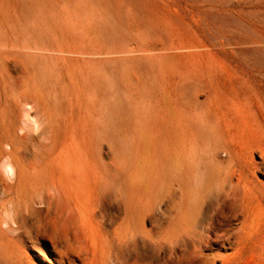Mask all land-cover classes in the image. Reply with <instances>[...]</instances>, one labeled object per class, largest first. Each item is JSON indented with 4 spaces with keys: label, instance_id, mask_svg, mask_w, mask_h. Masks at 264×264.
Masks as SVG:
<instances>
[{
    "label": "rangeland",
    "instance_id": "374dc122",
    "mask_svg": "<svg viewBox=\"0 0 264 264\" xmlns=\"http://www.w3.org/2000/svg\"><path fill=\"white\" fill-rule=\"evenodd\" d=\"M32 1L0 0V264H58L50 237L91 264H264V0ZM229 153L255 215L210 230Z\"/></svg>",
    "mask_w": 264,
    "mask_h": 264
},
{
    "label": "bare ground",
    "instance_id": "6f19581e",
    "mask_svg": "<svg viewBox=\"0 0 264 264\" xmlns=\"http://www.w3.org/2000/svg\"><path fill=\"white\" fill-rule=\"evenodd\" d=\"M18 1V0H17ZM30 1H32V0H30ZM25 2V1H24ZM33 2V1H32ZM27 3V2H26ZM32 5V4H31ZM28 9V8H27ZM31 15V14H30ZM32 17V16H31ZM31 19V18H30ZM32 21V20H31ZM33 23V22H32ZM26 25V24H25ZM44 25V24H43ZM45 25H46V22H45ZM35 26H37L36 24H35ZM57 26V25H56ZM28 27V26H27ZM50 28V27H49ZM60 28V27H59ZM43 30H44V28H42ZM46 29V28H45ZM39 32V31H38ZM43 32V31H42ZM46 32V31H45ZM50 32V31H49ZM59 32V31H58ZM40 33V32H39ZM48 33V32H47ZM22 34V33H21ZM41 35V34H40ZM50 35V34H49ZM48 35V36H49ZM42 36V35H41ZM44 37V36H43ZM63 37V36H62ZM91 37V36H90ZM41 39H42V37H40ZM73 39V38H72ZM76 39H78V38H76ZM44 40V39H43ZM80 39H78V41H79ZM38 41V40H37ZM49 41H50V39H49ZM80 42V41H79ZM47 43H48V41H47ZM80 43H82V40H81V42ZM48 45H50V44H48ZM43 46V45H42ZM51 46V45H50ZM76 47V46H75ZM79 47V46H78ZM51 48V47H50ZM13 49H14V47H13ZM3 50H4V48H3ZM15 50H17L16 48H15ZM28 50V49H27ZM37 50V49H36ZM78 50V49H77ZM33 51V50H32ZM42 51V50H41ZM45 51V50H44ZM52 51V50H51ZM50 51V52H51ZM15 52V51H14ZM14 52H8V54H7V57H8V55H9V53H14ZM40 52V51H39ZM41 53V52H40ZM84 53V52H83ZM20 54V53H19ZM46 54H48V53H46ZM54 54V53H53ZM16 55V54H15ZM37 55H39V54H37ZM17 56V55H16ZM16 56H14V57H16ZM20 56V55H19ZM40 56V55H39ZM65 56V55H64ZM52 57H54V56H52ZM80 57V56H79ZM84 57V56H83ZM110 57V56H109ZM11 58V57H10ZM8 59H9V57H8ZM21 60V59H20ZM38 60V59H37ZM40 60V59H39ZM46 60V59H45ZM57 60V59H56ZM78 60H80V59H78ZM5 61V60H4ZM9 61V60H8ZM7 61V62H8ZM42 61V60H41ZM11 62V61H10ZM16 62V61H15ZM15 62H13V63H15ZM27 63V65H28V60L26 61ZM55 62H57V61H55ZM19 63V62H18ZM30 63V62H29ZM33 63H35V62H33ZM40 63V62H39ZM82 62L80 61V64H81ZM20 64V63H19ZM38 64V63H37ZM79 64V65H80ZM17 65V64H16ZM36 65V64H35ZM19 65H17V68H19L18 67ZM24 66V67H23ZM22 67L23 68H25V65H23ZM31 66V65H30ZM41 66H44V65H41ZM51 66V65H50ZM4 67V66H3ZM29 67V66H28ZM33 67V65L31 66V68ZM38 67V66H37ZM45 67V66H44ZM16 68V67H15ZM51 68H52V66H51ZM6 68H4L3 70H5ZM40 69V68H39ZM56 69V68H55ZM18 70V69H17ZM16 70V71H17ZM25 70V69H24ZM29 70V69H28ZM59 70V69H58ZM77 70H79V69H77ZM27 71V70H26ZM49 71V70H48ZM76 71V70H75ZM12 72V71H11ZM11 72H9V73H11ZM21 72H23L22 70H21ZM61 72V71H60ZM16 73V72H15ZM25 73V72H24ZM37 73V72H36ZM52 74V73H51ZM1 75V74H0ZM2 75H3V73H2ZM1 75V76H2ZM15 75V74H14ZM27 75V74H26ZM37 75H38V73H37ZM42 76H45L44 74H41ZM78 75V74H77ZM33 76V75H32ZM67 76V75H66ZM13 77V76H12ZM29 77V76H28ZM41 77V76H40ZM60 77V76H59ZM58 77V78H59ZM6 78H7V75H6ZM27 78V77H26ZM45 78H46V76H45ZM45 78H43V79H41L40 78V80H44ZM10 79V78H9ZM29 78H27V80H28ZM37 79V78H36ZM35 79V80H36ZM47 79V78H46ZM52 79V78H51ZM60 79V78H59ZM74 79V78H73ZM38 80V79H37ZM30 81V80H29ZM33 81H34V78H33ZM45 81V80H44ZM78 81V80H77ZM1 82V81H0ZM45 82H47V80L45 81ZM51 82V81H50ZM75 82V81H74ZM42 83H43V81H42ZM60 83V82H59ZM41 84V83H40ZM48 84H49V79H48ZM78 84V83H77ZM79 84H80V82H79ZM56 85V84H55ZM18 86V85H17ZM43 86V85H42ZM59 86H62V85H59ZM19 87V86H18ZM17 87V88H18ZM31 87V86H30ZM41 87V86H40ZM50 87H53V85L51 84V86ZM49 87V88H50ZM55 87V86H54ZM60 89H61V87H59ZM64 88V87H63ZM44 89V88H43ZM58 89V88H57ZM26 90V89H25ZM28 90V89H27ZM48 90V89H47ZM64 90V89H63ZM30 91V90H29ZM50 91H52L51 89H50ZM49 91V92H50ZM62 91V90H61ZM42 92V91H41ZM59 92V91H58ZM26 93V92H25ZM43 93V92H42ZM64 93V92H63ZM62 93V94H63ZM66 93V92H65ZM34 94V93H33ZM44 94V93H43ZM46 94H47V92H46ZM22 95V94H21ZM31 95V94H30ZM35 95V94H34ZM39 95V94H38ZM45 95V94H44ZM48 95V94H47ZM53 95H55L54 93H53ZM58 95V94H57ZM59 95H60V93H59ZM58 95V96H59ZM24 96V95H23ZM52 96V95H51ZM58 96H57V98H58ZM66 96V95H65ZM36 97V96H35ZM62 97L64 98V96L62 95ZM67 97V96H66ZM65 97V98H66ZM38 98V97H37ZM57 98H56V100H57ZM61 98V97H60ZM44 99V98H43ZM62 99V98H61ZM42 100V99H41ZM68 100V99H67ZM12 101V100H11ZM44 101V100H43ZM49 101H51V100H49ZM53 101V100H52ZM58 101V100H57ZM56 101V102H57ZM61 101V100H60ZM60 101H58V102H60ZM111 101V100H110ZM62 102H63V100H62ZM48 103V102H47ZM12 104V103H11ZM49 104V103H48ZM60 104V103H59ZM111 104V103H110ZM46 105V104H45ZM52 105V104H51ZM107 105H108V102H107ZM106 105V106H107ZM44 106V105H43ZM12 107H14V106H12ZM51 107V106H50ZM49 107V108H50ZM53 108V107H52ZM56 108V107H55ZM107 108V107H106ZM111 108V107H110ZM109 108V109H110ZM28 109H30V108H28ZM15 110V109H14ZM49 110V109H48ZM48 110H47V112H48ZM57 110V109H56ZM63 110V109H62ZM61 111V110H60ZM110 111V110H109ZM64 113L66 112V111H63ZM111 112V111H110ZM50 113V112H49ZM58 113V112H57ZM71 114V113H70ZM73 114V113H72ZM90 114H91V112H90ZM94 114V113H93ZM96 114V113H95ZM52 114L50 113V116H51ZM65 115V114H64ZM79 115V114H78ZM59 116H60V114H59ZM68 116V115H67ZM76 116V115H75ZM92 116V115H91ZM96 116V115H95ZM19 117H20V115H19ZM56 117H58V116H56ZM62 117V116H61ZM70 117V116H69ZM77 117V116H76ZM63 118V117H62ZM74 118V117H73ZM168 118V117H167ZM59 119H61V118H59ZM65 119V118H64ZM64 119H62V120H64ZM58 120V119H57ZM67 120V119H66ZM70 120H71V118H70ZM18 121V120H17ZM72 121V120H71ZM70 121V122H71ZM51 122V121H50ZM58 122H60V121H58ZM56 123V122H55ZM77 123V122H76ZM60 124H61V126H62V123L60 122ZM74 124H75V122H74ZM51 125V124H50ZM17 126H19V125H17ZM16 126V127H17ZM56 126V125H55ZM63 126H65L64 124H63ZM71 126V125H70ZM169 126V125H168ZM69 127V126H68ZM75 127V126H74ZM71 128V127H70ZM20 129V128H19ZM54 130V129H53ZM70 130V129H69ZM73 129H71V131H72ZM76 130V129H75ZM17 131H18V129H17ZM57 133L59 132V131H56ZM64 132V131H63ZM75 132V131H74ZM85 133V132H84ZM87 133V132H86ZM59 134V133H58ZM61 134V133H60ZM91 134V133H90ZM59 136H61V135H59ZM58 136V137H59ZM62 136H64V134L62 135ZM85 136V135H84ZM75 137V136H74ZM54 139H57V138H55L54 137ZM59 139V138H58ZM64 139H65V137H64ZM60 141H61V139H59ZM58 141V140H57ZM56 141V142H57ZM66 141V140H65ZM64 141V142H65ZM59 142V141H58ZM62 144H63V142H62ZM61 144V145H62ZM64 145H65V143H64ZM85 146V145H84ZM213 147H211L210 148V150L209 151H211V149H212ZM222 148V147H221ZM86 149V148H85ZM216 150V148L214 149V151ZM212 153V152H211ZM5 154H6V152H5ZM54 154V153H53ZM53 154H52V157H53ZM56 154V153H55ZM77 155V154H76ZM229 155V161L227 162V166H225L226 165V162L225 161H222V160H220L219 159V157H218V155H216L215 156V159H214V164H213V168H215L216 170H217V172H219V171H223L224 172V177H225V180L223 181V182H221L220 183V187H219V189H218V191H217V195H216V200H215V210H214V216L211 218V224L209 225V229L210 230H215L217 227L216 226H218V225H220V224H223V222L222 221H217V222H215L214 220H215V216L217 215V214H220L221 215V219L222 220H224V221H227L228 223H230V220H229V217H228V214L226 213V208L228 207V205H230V206H232L233 208H236V207H239L240 209H241V213H242V215H243V217L246 219V221L247 220H251V219H253L254 218V215H255V212L254 211H252V205H253V197H254V190L251 188V187H249L247 184H246V180H245V172H244V170H243V168H241L240 167V164H239V162L238 161H236L237 159H235L234 157H233V154L232 153H229L228 154ZM9 156H11V155H9ZM12 157V156H11ZM213 170V169H212ZM215 171V170H214ZM216 172V171H215ZM87 173H89V172H87ZM217 174V173H216ZM88 178H90V177H88ZM207 180H208V182L209 183H211V180H212V171L210 170L209 171V173H208V176L207 177H205ZM92 179V178H91ZM175 182V181H174ZM88 185H90V184H88ZM87 188V187H86ZM90 188V187H89ZM91 189H92V187H91ZM89 190V189H88ZM97 190V189H96ZM90 191V190H89ZM91 193H92V191H90ZM93 192H94V189H93ZM93 195V194H92ZM94 196V195H93ZM93 196H92V198H93ZM99 200V199H98ZM98 200H97V202H98ZM208 202V201H207ZM74 203V202H73ZM72 203V204H73ZM196 203H197V201H196ZM98 204V203H97ZM210 204V203H209ZM33 205V204H32ZM74 205V204H73ZM203 209H205V208H203ZM205 211V210H204ZM75 215V214H74ZM26 218V217H25ZM141 218H143V216L141 217ZM246 221L245 222H243L242 223V226L244 227L245 225H246ZM168 222V221H167ZM169 227V226H168ZM167 227V228H168ZM195 228V227H194ZM202 228V227H201ZM9 229V228H8ZM208 229V230H209ZM116 230V229H115ZM114 230V231H115ZM117 231H119V229L117 230ZM116 231V232H117ZM180 231H182V230H180ZM119 233V232H118ZM1 234V233H0ZM228 238H230V236L228 235L227 236ZM8 239V238H7ZM29 239V238H28ZM50 239V241H48L50 244H51V247H52V249H53V252L56 254V256H57V263L58 264H75L77 261H79V262H81V264H87V262L89 263V264H91V260L89 261L88 259H85V257H84V254H82V252L81 251H77V249L76 248H73V244H72V242L71 241H56L54 238H52V237H50L49 238ZM209 239V238H208ZM5 242H8V241H5ZM6 244V243H5ZM14 249V248H13ZM16 249V248H15ZM14 249V250H15ZM35 252V251H34ZM53 254V253H52ZM39 255L40 256H43V254L42 253H39ZM32 256V255H31ZM37 256V255H36ZM33 257V256H32ZM22 258H23V256H22ZM24 259V258H23ZM21 260V259H20ZM26 260V259H25ZM21 261H23V260H21ZM53 261V260H52ZM42 262V261H41ZM53 263V262H52ZM31 264V263H30Z\"/></svg>",
    "mask_w": 264,
    "mask_h": 264
},
{
    "label": "clouds",
    "instance_id": "9594fccd",
    "mask_svg": "<svg viewBox=\"0 0 264 264\" xmlns=\"http://www.w3.org/2000/svg\"><path fill=\"white\" fill-rule=\"evenodd\" d=\"M15 166L10 156L0 158V175L8 178L10 174L14 173Z\"/></svg>",
    "mask_w": 264,
    "mask_h": 264
}]
</instances>
